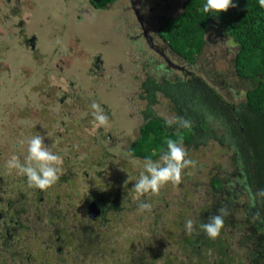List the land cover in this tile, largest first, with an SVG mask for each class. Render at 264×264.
<instances>
[{"label":"rangeland","instance_id":"374dc122","mask_svg":"<svg viewBox=\"0 0 264 264\" xmlns=\"http://www.w3.org/2000/svg\"><path fill=\"white\" fill-rule=\"evenodd\" d=\"M89 1L0 0V204H4L9 189L11 199L31 190L22 181L24 175L9 169L7 161L15 155L24 162L27 141L41 135L46 146L61 156L58 175L62 181L57 180L44 193L62 200L57 209L68 223L64 247L67 252L71 251L70 243L75 245L80 228L90 222V201L102 199L110 204L112 199L127 198L129 202L124 207L116 206L118 213L112 212L108 224L97 229V242L105 249L98 264H120L123 260L133 264L143 255V262L154 260L150 264H166L164 260L178 264L174 258L181 259L180 240L187 234L182 226L185 222L178 223L191 219L197 230L204 219L202 215L211 207H220L219 201L226 197L219 191L214 193L211 180L236 184L242 177L241 165H235L237 154L228 144L225 118L220 114L209 116L205 119L208 137L196 147L184 146L195 165L184 170L179 184L168 183L155 195L132 191L144 162L130 155L148 104L141 84L148 78L161 81L164 77L175 82L179 77L185 82L189 77H198L228 105L238 108L255 83L236 75L238 46L216 21L205 36L201 57L193 64L177 56L167 57L178 68L170 66V72L165 73L162 66L157 68L148 62L155 52L144 38L135 35L139 31L135 29L137 19L131 7L135 0H116L94 18H87L89 7L95 11ZM184 2L140 0L138 6L143 10L145 24L155 33L157 21L162 16L177 15ZM122 26L130 30H122ZM154 38L161 42L157 36ZM167 52L171 55L169 49ZM97 55L103 64L95 72L93 57ZM193 90L188 86L173 88L169 100L165 94L157 93L155 114L164 121L175 119L173 108L184 106L190 119L208 116L203 103L193 100ZM93 102L112 109L110 117L103 109L109 117L107 126L94 122ZM21 141L23 146L17 148ZM70 151H76L79 158L73 153L69 157ZM84 157L87 160L81 162ZM140 202L149 203L151 210H141ZM85 262L94 264L90 258Z\"/></svg>","mask_w":264,"mask_h":264},{"label":"trees","instance_id":"16d2710c","mask_svg":"<svg viewBox=\"0 0 264 264\" xmlns=\"http://www.w3.org/2000/svg\"><path fill=\"white\" fill-rule=\"evenodd\" d=\"M115 1L89 2L94 9L103 10ZM205 3L206 0H185L181 13L166 17L160 22V33L169 50L184 61L195 63L203 52L205 36L216 21L218 27L226 30L229 38L238 46L234 61L236 75L242 80L254 82L255 85L246 91L244 101L236 108L228 105L201 79L194 78L189 84L180 81L172 84L167 81L158 83L154 80L144 83L143 89L146 90L144 94L148 104L143 111L145 117L139 127V136L130 146V155L142 161L146 158L158 160L161 150H166L165 140L169 138L178 141L182 137L183 146L189 147L194 144L193 147H196L200 140L208 137L205 133L208 129L205 119L220 114L225 118L223 121L225 130L230 138L229 141H225L234 146L237 154L234 161L237 166L241 165L242 182L239 183L242 184V189H237V192L240 194L239 192L243 190L244 194L257 198L259 207L264 209V8L259 6V0H233L235 6L227 12L204 13L202 9ZM183 86L194 89L196 98L193 100L203 103L209 115H204L203 119H190L186 116L184 106L180 108L177 105V108H173L177 113L176 118L190 121L191 127L184 128L176 123L168 127L165 121L155 114L153 109L155 95L163 93L169 99L170 90ZM140 97L143 98L141 95ZM211 186L214 191L220 193L225 191L224 187L230 191L227 184H223L218 178L211 180ZM258 213L260 214L259 210ZM204 221L207 219L204 218ZM178 224H183V221ZM201 234L198 230L194 235H184L180 242L186 248L190 245L197 248L199 240L202 241ZM203 243L211 246L220 245L221 240L220 237L216 239L207 237Z\"/></svg>","mask_w":264,"mask_h":264},{"label":"flooded vegetation","instance_id":"af4514ba","mask_svg":"<svg viewBox=\"0 0 264 264\" xmlns=\"http://www.w3.org/2000/svg\"><path fill=\"white\" fill-rule=\"evenodd\" d=\"M134 2H131V7L137 19L135 29L139 30L135 35L139 34L144 38L150 50H154L155 52V57L151 56L148 62L150 64L155 63L154 65H158L157 68L162 66L164 72L168 73L170 72V66H177L171 63L167 57L177 55L173 54L170 50L171 55H169L167 52V49H169L168 44L160 33V22L166 17L162 16L157 21L158 28L155 33H152L151 28L148 27L149 25L145 24V18L141 16L143 10L138 6L140 0H135ZM89 6L91 5L89 4ZM89 9L90 7L86 10V13H88L86 14L87 18H94L96 13L100 11L99 9H94L95 11L92 12ZM78 19H81V16H78ZM122 27H120V33H123L121 32ZM124 29L123 27L122 30ZM129 30L130 29H128V31ZM154 36L160 38L161 42L156 40ZM33 39L36 41V38L33 37ZM162 42H164L165 45H161ZM199 57H201V55L197 58ZM93 58V66L95 72H97L101 68L103 60L100 55ZM160 59L165 60V62L163 61V63H160ZM143 70L144 72L146 71L144 67ZM183 71L186 73L188 72L186 69ZM196 78L200 79L198 77ZM176 79L175 82H171L170 79L164 77L161 81H159L158 78H148L141 84V91L146 93V90L143 89V85L150 80H154L158 83L167 81L171 84L179 81L184 82V80H181L179 77H176ZM193 79L194 78L189 77L184 83L189 84ZM154 106H156V103L153 107ZM101 108L104 109L109 117L112 115V109L110 107L107 108L102 104ZM40 132L43 133V130H40ZM108 136L111 135L109 134ZM96 137L103 140V137L99 133H96ZM20 146L21 145H18L17 148ZM72 153L73 157L79 158L76 151H70L68 156L71 157L70 154ZM88 154L89 157L94 160L91 153ZM86 160L87 157H84L81 162ZM95 160L98 161L97 158H95ZM76 162L79 163L78 160ZM67 165L70 167L71 164ZM235 165L237 167L236 162ZM62 178L63 177L59 175L58 181H62ZM241 179L242 177L239 179L238 183L233 185L229 183L230 181H228V183L222 181L223 184H227V189L230 191H227L224 187L227 193L225 191L221 193V195H225L226 197L219 201L220 207L216 206L213 209L211 207V209H208L206 215L203 214L204 218L208 221V218L216 214L221 207L226 209L227 214L224 217V226L218 236L220 237L221 244L211 246L210 244L203 243V240L207 238L204 231L201 230L200 223L207 222H203V219L199 222L198 228L200 229L195 230L196 227L194 225L192 232V235H194L195 232L199 230V232L202 233L200 236L202 241L199 240L197 248H195L194 245L187 246V248L182 246L183 249L180 251L182 254L181 259H179V257L174 258L178 264H264V229H262L264 228V209L261 208V206L259 207V200L250 196L249 193V195L244 194L242 190L239 192L240 194H238L237 189H242V184L240 185L242 182ZM22 181L26 183L25 186H28L26 176L23 177ZM8 189L9 188L5 187V190ZM31 190L26 191L23 195L20 194L19 198L16 197L11 199L9 197H11L10 192L12 190L9 189V193L8 191L6 192V197L3 201L4 204H0V264H86L85 261L89 258L94 261V264H98V260L104 255L102 252H104L105 249L100 247L97 242L99 238L97 229L107 225L109 217L113 214L112 212L118 213L116 208L119 206L124 207V203L127 201L129 202V200L127 198L112 199L110 204L102 199L90 201L89 206L92 210H90V212L88 211L87 215V219H89L90 222L87 226L80 228L76 235L75 245L70 243V246H72L71 251L67 252L64 247L67 245L66 231H68V223L65 217L61 219L57 209L58 204L62 200L59 199L58 196L55 199L49 198L46 196V193H44V190L35 187H31ZM216 192L217 191H214V193ZM28 195H33V198H30ZM259 218L262 220L260 221ZM186 220L188 219H183L182 221L186 222ZM182 226L185 227V225ZM147 252L148 249H145L144 254ZM194 252H197V254ZM232 255H234V257H232ZM110 256L113 257L114 254L110 253ZM83 258H86V260ZM144 258L143 255L139 262H133V264H150L154 261L152 260L149 263L143 262ZM117 260L115 261L117 262ZM164 261H167L166 264H169L168 260ZM119 262L120 264H128L125 260ZM117 263L109 262V264ZM87 264L93 263L90 262Z\"/></svg>","mask_w":264,"mask_h":264},{"label":"clouds","instance_id":"9594fccd","mask_svg":"<svg viewBox=\"0 0 264 264\" xmlns=\"http://www.w3.org/2000/svg\"><path fill=\"white\" fill-rule=\"evenodd\" d=\"M233 0H206L202 11L204 13H224L231 7H234ZM259 6L264 8V0H259ZM93 109V118L99 126H107L109 117L96 102L91 104ZM168 127L176 123L184 128H190L191 122L183 118H168L165 120ZM21 141V146H23ZM166 150H161L158 160L146 158L143 162V170L139 178L132 187L135 193L144 195L147 193L158 194L161 188L168 183L177 185L182 180L185 169L195 165V162L188 158L187 151L183 146V138L178 141L173 139L165 140ZM61 156L54 154L44 142L41 135L32 136L27 141V156L24 162L13 155L7 161L9 169L18 170L27 178L28 185L40 190H45L54 185L59 179V162ZM141 210H151L149 203H140ZM227 214L225 208L221 207L216 214L211 215L208 221L201 225L204 233L210 239H216L224 226V217ZM194 228V221L186 220L185 229L188 235H191Z\"/></svg>","mask_w":264,"mask_h":264},{"label":"water","instance_id":"95a60500","mask_svg":"<svg viewBox=\"0 0 264 264\" xmlns=\"http://www.w3.org/2000/svg\"><path fill=\"white\" fill-rule=\"evenodd\" d=\"M93 207V206H92ZM91 210H92V208H91ZM92 212V211H91Z\"/></svg>","mask_w":264,"mask_h":264}]
</instances>
